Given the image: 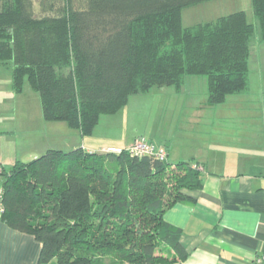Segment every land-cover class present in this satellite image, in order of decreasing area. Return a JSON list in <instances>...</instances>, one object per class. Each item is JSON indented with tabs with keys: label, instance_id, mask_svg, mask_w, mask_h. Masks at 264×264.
I'll list each match as a JSON object with an SVG mask.
<instances>
[{
	"label": "trees",
	"instance_id": "obj_1",
	"mask_svg": "<svg viewBox=\"0 0 264 264\" xmlns=\"http://www.w3.org/2000/svg\"><path fill=\"white\" fill-rule=\"evenodd\" d=\"M204 0H0V65L25 80L44 120L91 135L102 117L151 87L206 80L208 107L249 89L256 25L244 10L185 25L181 9ZM58 2V5L56 3ZM264 41V0H251ZM153 155L49 148L2 168L1 219L40 242L36 264H172L187 256L164 220L203 166ZM166 253V254H165Z\"/></svg>",
	"mask_w": 264,
	"mask_h": 264
},
{
	"label": "crops",
	"instance_id": "obj_2",
	"mask_svg": "<svg viewBox=\"0 0 264 264\" xmlns=\"http://www.w3.org/2000/svg\"><path fill=\"white\" fill-rule=\"evenodd\" d=\"M105 119H100L99 128L93 133L105 134H101L100 130ZM187 123L191 125L190 130H194L192 136L200 131L201 121ZM24 125L28 126L27 123ZM21 127L23 124L0 121L2 168L8 169L22 157L24 161L31 160L48 146L43 144L41 138L35 143L32 140L21 141ZM179 128L177 133H180ZM180 130L190 131L183 127ZM217 138L215 143L212 142L211 151L207 145L179 144L174 134L171 138L165 131L157 132L154 144L166 146L168 161L172 156L174 162L186 159L203 166L201 188L184 190L192 198L191 201L177 202L163 214L164 220L180 229V242L188 253L184 259L172 264H254L255 255L264 248V135L243 139L245 150L237 154L233 152L236 154L234 159L226 158L224 146L226 144L228 147L229 144ZM132 140L126 141L124 148L132 144ZM79 142L78 138L75 147L81 146L87 151L119 149L118 144H113V137L102 138L99 144L85 140L86 145L82 146ZM22 143L25 146L20 145ZM1 176L0 187L3 181ZM40 246L32 234L10 227L0 215V264H36ZM106 263L115 262L109 258ZM118 264L130 263L123 261Z\"/></svg>",
	"mask_w": 264,
	"mask_h": 264
},
{
	"label": "rangeland",
	"instance_id": "obj_3",
	"mask_svg": "<svg viewBox=\"0 0 264 264\" xmlns=\"http://www.w3.org/2000/svg\"><path fill=\"white\" fill-rule=\"evenodd\" d=\"M34 6L37 12L38 0H35ZM237 10H244L248 20L256 25L249 57V89L243 93L229 94L225 101L215 107L205 104V78L192 76L179 90L170 85L151 87L147 92L130 95L120 111L103 117L106 121L102 122L100 130L101 134H105L80 135L77 129L71 131L65 121L44 120L38 93L30 87L27 80L24 81L20 93L14 92L9 83V68L2 65L0 121L23 124L19 133L21 141L32 140L35 143L41 138L43 144L48 146L37 156L48 148L65 151L73 149L78 138L83 146L86 145L85 140L99 144L102 138L113 137V144H118L119 149L126 147V141L134 137L154 143L157 132L161 130L165 134L169 133L171 138L174 134L179 144L207 145L211 151L212 142L215 143L219 137V141L224 139L229 144L228 147L226 144L224 146L226 158L234 159L239 151L245 150L243 139H255L264 135V41L257 42L258 25L252 12L251 0H204L181 9L182 22L185 25L213 20ZM187 121H201L200 131L195 132L194 136V130H190L191 125ZM178 127L180 133H177ZM182 127L190 131L180 130ZM107 143L111 144V141ZM20 145L23 146L24 143ZM130 145L131 143L128 146ZM233 152L236 154H232ZM18 160L24 161L23 157ZM169 161L174 162V158L170 156Z\"/></svg>",
	"mask_w": 264,
	"mask_h": 264
},
{
	"label": "built area",
	"instance_id": "obj_4",
	"mask_svg": "<svg viewBox=\"0 0 264 264\" xmlns=\"http://www.w3.org/2000/svg\"><path fill=\"white\" fill-rule=\"evenodd\" d=\"M131 154L136 155H153L160 160H164L167 157V149L165 145H156L145 139L136 138L132 144L127 147ZM119 150V149H118ZM114 150V151H118ZM200 168V166H199ZM0 166V171H1ZM2 199V188L0 187V211L3 210L1 203ZM254 264H264V248H261L254 257Z\"/></svg>",
	"mask_w": 264,
	"mask_h": 264
}]
</instances>
